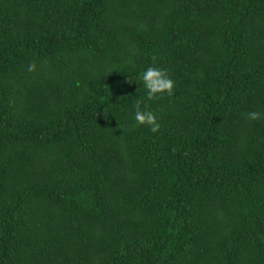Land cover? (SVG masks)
I'll return each mask as SVG.
<instances>
[{
    "label": "trees",
    "instance_id": "1",
    "mask_svg": "<svg viewBox=\"0 0 264 264\" xmlns=\"http://www.w3.org/2000/svg\"><path fill=\"white\" fill-rule=\"evenodd\" d=\"M253 110L264 0H0V264H264Z\"/></svg>",
    "mask_w": 264,
    "mask_h": 264
},
{
    "label": "clouds",
    "instance_id": "2",
    "mask_svg": "<svg viewBox=\"0 0 264 264\" xmlns=\"http://www.w3.org/2000/svg\"><path fill=\"white\" fill-rule=\"evenodd\" d=\"M34 68L29 65V70ZM138 79L142 81L145 92L143 96L136 100L134 105V119L137 123L147 125L153 133L157 132L161 123L158 115L149 106L148 102L159 98L160 95H171L175 86V81L168 75L167 70L161 66L148 65L137 74ZM141 104L144 106L141 107ZM248 118L252 120L264 119V111H250Z\"/></svg>",
    "mask_w": 264,
    "mask_h": 264
}]
</instances>
